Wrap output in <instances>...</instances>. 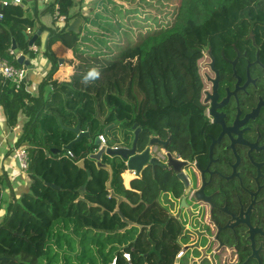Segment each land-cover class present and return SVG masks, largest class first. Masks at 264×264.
I'll return each instance as SVG.
<instances>
[{"label":"trees","instance_id":"1","mask_svg":"<svg viewBox=\"0 0 264 264\" xmlns=\"http://www.w3.org/2000/svg\"><path fill=\"white\" fill-rule=\"evenodd\" d=\"M54 1L61 14L68 19L81 16L84 23L79 33L51 30L47 53L53 66L40 95L33 97L25 81L18 88L0 74V101L9 123L15 125L21 109L30 116V129L19 144L29 146L27 172L32 180L28 191L20 197L13 194L7 202L0 221V264H110L114 257L116 264H129L123 250L131 252L133 264H173L180 229L159 201L173 181L169 175L153 177L145 171L128 189L121 176L127 166L103 155L102 162L113 168L111 188L127 198L116 210L108 169L89 158L97 146L84 138L68 149L74 157L50 151L64 152L75 138L69 128L78 124L93 138L105 135L106 141L120 132L123 140L119 137L115 146L126 147L137 124L140 151L151 136H167L168 131L174 147L177 138L184 143L190 120L202 112L199 61L205 48L217 46L257 6L264 15V0H138L136 5L130 0L131 7L98 0L89 15H71L76 0ZM174 2L175 10L165 11ZM0 9V55L21 67L10 54L12 35L23 37L24 25L33 22L24 18L20 6ZM151 37L159 40L144 49ZM57 41L74 53L70 80L53 79L58 58L51 46ZM93 70L98 77L90 75ZM81 159L85 167L78 165ZM124 218L142 229L129 227Z\"/></svg>","mask_w":264,"mask_h":264},{"label":"flooded vegetation","instance_id":"2","mask_svg":"<svg viewBox=\"0 0 264 264\" xmlns=\"http://www.w3.org/2000/svg\"><path fill=\"white\" fill-rule=\"evenodd\" d=\"M261 12L257 6L256 13L241 17L217 46L205 48L199 61L202 112L190 120L186 141L177 138L178 147H174L168 131L167 136H156L161 142L151 145V136L144 147L161 164H168L170 158L184 163L176 165L178 172L148 165L140 176L135 173L136 179L145 171L153 177H171L161 198L164 209L177 215L178 250L189 240L201 243L205 264H264ZM173 198L175 201H169ZM186 259L189 261L188 256Z\"/></svg>","mask_w":264,"mask_h":264},{"label":"crops","instance_id":"3","mask_svg":"<svg viewBox=\"0 0 264 264\" xmlns=\"http://www.w3.org/2000/svg\"><path fill=\"white\" fill-rule=\"evenodd\" d=\"M7 2H8L7 4H4L3 0H0V8L5 7L7 5L20 6L22 7V10L24 12V18L29 19L30 22H33L32 26H30L29 24L24 25L26 26V28L22 29L23 37L19 35L15 37L12 35V45H13V40H14L16 44V48L18 49V52L14 50L16 54L18 56L21 54H24L26 59H29L31 65H33V68H29L28 65L26 66L21 65V66L27 69V77L25 79V82L27 84L26 89L31 93L33 97H38L41 91V84L43 80L47 78L53 66L52 60L48 56V53H47V43H48L51 30L68 28L70 23L78 17H75L72 19L67 18L65 21H60L57 16V9H56L57 3H55L54 0H22V2L19 4H16L14 0H7ZM91 2L92 0H76V5L71 10V15H74L76 13H81L83 15H89L91 11H89L88 6ZM53 3H55V5H53ZM0 11L3 12L1 9ZM83 23L84 21H82L81 26L83 25ZM81 26H80V29H81ZM7 27L10 28L9 26ZM14 30L17 31V29H14ZM35 36L36 38H34ZM31 39H34L32 45L30 44ZM57 43H61V42L57 41ZM64 47L67 49L66 53L68 54V59L66 60L60 59V66L57 67L55 73L53 74V79L58 80V81L70 80L71 75L73 73V69H74V65H72V62H71L72 59H74V53L71 49L67 48L66 46ZM11 48L13 49V46ZM18 56H15L13 58L17 60ZM65 61H67L69 65L67 66L63 65ZM49 89H51L50 86H49ZM26 103L28 105L32 104V102H30L27 99H26ZM29 124H30V116L28 115L26 109H21L18 114L17 122L15 123V125L12 126L8 121V112L6 110L5 104L4 102L0 101V195H1L0 199L2 202V217L0 218V221L6 215L7 202L11 200V198L14 196L13 194H15L16 197H20L22 193L29 190L30 185H31L32 180H31L29 173L27 171L20 169L18 162L14 157V150L16 147L26 146L27 149H29V146L27 143L19 144V139L23 136V134H25V132H27L30 129ZM37 134L41 135L40 129L37 130ZM117 136H114L115 138L113 139V141L117 142L119 139V136H121V133L118 132ZM96 137H99V136H96ZM96 137L93 138L90 133L91 139L94 140ZM77 138H78V134L75 133V138L73 140ZM84 138L88 139L87 137H84ZM133 141H134V136H132V139L130 141L131 145L133 144ZM106 142H107V145H110L113 147L115 146V144L109 143L108 138ZM88 143H90L89 139H88ZM63 149H64V152L62 153H60L57 148H52L50 152L56 155L59 154V156H63V155H66V150H68L66 146H64ZM110 160H112L111 157H110ZM118 161L121 162V160L119 159ZM121 176L123 178L125 187L128 189H132L131 182L132 180L136 179L135 175H133L131 171H129L127 168L125 171L122 172ZM109 180H110V177H109ZM159 201H160V205L163 207V204L165 203V201L161 198V196H160ZM169 201H175V199L173 198V199H170ZM116 210H118L117 204H116ZM166 212L169 216L174 217L176 220V217L173 214V210L166 211ZM131 222L133 224L128 223L129 227H138L139 229H142V226L138 225L134 221H131ZM123 251H128V250H123ZM114 260H117V257H114L113 260L110 262V264ZM130 263L131 262H129V264ZM144 264H149V261H145Z\"/></svg>","mask_w":264,"mask_h":264},{"label":"water","instance_id":"4","mask_svg":"<svg viewBox=\"0 0 264 264\" xmlns=\"http://www.w3.org/2000/svg\"><path fill=\"white\" fill-rule=\"evenodd\" d=\"M83 19L81 17H78L76 19H74L70 25L68 26L67 30L68 31H72L75 33H79L80 32V26L82 24ZM36 38V36L34 37ZM34 39H31L30 44H33ZM13 49L18 52V49L16 48V44L15 41L13 40ZM17 61L21 64V65H28L29 68H33V65H31L30 60L26 59L24 54H21L17 57ZM137 124H135L133 126L134 129V141L131 147H126V146H110V145H101L100 139L99 137H96L94 140L90 138V131H82L80 128V124H78L76 127L74 128H70L73 132L78 134V138L73 140L72 142H70L68 145H66L67 149H70L72 147V145L77 142L82 140L84 137H87L90 141V143H93L95 146H97V151H94L93 153H91L89 155V158L96 161V165L101 168H106L109 171V175H110V180L108 181V188L111 189V195L116 197L117 201V209H119V206L121 204L122 201H127V198L125 196H122L120 194H117L115 192L114 189L111 188V179L113 177V168L111 166V164L109 163H103L102 162V157L103 155H108L111 158H117L121 161L124 162V164L127 166L128 170H133L136 172V174L138 176L141 175L142 171L144 170V168L148 165H152L153 167H155L156 165L158 166H163L164 168H174L175 172H178L176 165L177 164H184L176 159L170 158V161L168 162V164H161L158 160L154 159V158H150V154H149V150L146 148L142 151H140L138 149L137 146V141L139 138V134L141 131L140 127H136ZM110 129V126L106 128V132H108ZM161 142V140L156 137L153 136L150 140V144H155ZM53 151V150H52ZM78 165L81 167H85V160L82 159L78 162ZM89 175H90V171H89ZM124 220L129 223V224H133L129 219L124 218ZM1 258H7V257H1Z\"/></svg>","mask_w":264,"mask_h":264},{"label":"built area","instance_id":"5","mask_svg":"<svg viewBox=\"0 0 264 264\" xmlns=\"http://www.w3.org/2000/svg\"><path fill=\"white\" fill-rule=\"evenodd\" d=\"M16 4L22 2V0H14ZM4 4H7V0H3ZM57 9V16L60 21H65L67 19L66 15H63L59 11L58 4L56 5ZM4 19L3 12L0 11V21ZM10 54L18 56L14 49H10ZM0 74L7 80L13 82L16 87H20L22 82L25 81L27 77V69L23 66L19 67L16 64L8 61L7 59L0 56ZM99 139L101 145H107L105 135H99ZM97 151V149L95 150ZM67 155L74 157V154L71 150H67ZM156 157L160 158L161 155L156 150L154 151ZM14 157L18 162L20 169L27 171L29 167V152L26 146H18L14 150ZM133 175H135V171L129 170ZM174 216L175 213L173 212ZM2 217V203L0 199V218ZM187 228V227H186ZM185 232H187L185 230ZM123 257L131 262V253L128 251L122 252ZM188 256L189 261L184 260V257ZM205 253H204V246L201 243H197L195 240H189L185 242L181 249H179L176 253L175 260L173 264H205ZM117 260H114L111 264H116ZM131 264V263H130Z\"/></svg>","mask_w":264,"mask_h":264},{"label":"rangeland","instance_id":"6","mask_svg":"<svg viewBox=\"0 0 264 264\" xmlns=\"http://www.w3.org/2000/svg\"><path fill=\"white\" fill-rule=\"evenodd\" d=\"M96 1H98V0H92V2L89 4V11H91V10H93L94 9V7H96L95 5H96ZM117 2H119V3H125V6L126 7H131V6H133V4H131L129 1L130 0H116ZM127 1V2H126ZM133 1H135V5L137 4V2H138V0H133ZM134 3V2H133ZM176 6V3L174 2V3H170V7H168V8H166L165 9V11H170L171 9H172V11H174L175 9H174V7ZM149 11H150V13L152 14V13H156V11L154 10V9H151V8H149ZM168 16H169V14H168ZM141 19H143V18H141ZM167 19H169V18H167ZM151 20V19H150ZM136 27V26H135ZM157 27V26H156ZM94 29V28H93ZM95 29H97V28H95ZM148 28H146L145 29V31L147 30ZM154 29V28H153ZM98 30V29H97ZM136 31V30H135ZM133 34H138V33H133ZM159 39H158V37H151L150 38V40H148L145 44H144V49H148L152 44H154V43H156L157 41H158ZM117 43L118 42H120L119 40H115ZM86 45H91V42H88V44H86ZM66 48L61 44V43H54L52 46H51V51L53 52V54H54V56L56 57V58H58V66H60V59H68V54L66 53ZM9 61V60H8ZM63 65H65V66H67V65H69L68 64V62L67 61H65V63L63 64ZM120 137V139H119V141H120V143L122 142V140H123V138H122V135L121 136H119ZM107 138L109 139V143L110 144H116V142L115 141H113L109 136H107ZM167 201V200H166Z\"/></svg>","mask_w":264,"mask_h":264},{"label":"clouds","instance_id":"7","mask_svg":"<svg viewBox=\"0 0 264 264\" xmlns=\"http://www.w3.org/2000/svg\"><path fill=\"white\" fill-rule=\"evenodd\" d=\"M91 76H94V77H98L99 76V72L93 70L91 73H90ZM87 79V78H86Z\"/></svg>","mask_w":264,"mask_h":264}]
</instances>
